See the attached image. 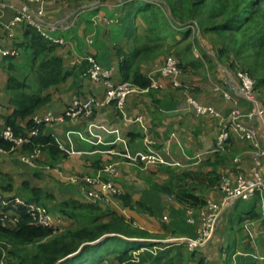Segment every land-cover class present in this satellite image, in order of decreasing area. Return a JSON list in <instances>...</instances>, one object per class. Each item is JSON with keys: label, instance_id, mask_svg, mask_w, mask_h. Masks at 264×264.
Returning <instances> with one entry per match:
<instances>
[{"label": "crops", "instance_id": "1", "mask_svg": "<svg viewBox=\"0 0 264 264\" xmlns=\"http://www.w3.org/2000/svg\"><path fill=\"white\" fill-rule=\"evenodd\" d=\"M14 1L22 3V0ZM100 1L103 7L90 11L87 17L78 20L75 28L65 35L66 44L55 48L53 55L62 58L67 76L65 82L50 88H42L38 83V63L35 62L25 29L22 26L9 30L2 28L4 23L11 20L12 12L8 11L3 18L0 17V31L5 36L7 47L19 50L17 57L0 56V127L5 126L6 118L14 110L7 89L10 77L24 82L26 92L30 95L50 96L51 101L43 111L55 114L63 113L77 99L90 96L103 99L106 96L107 86L104 82L92 81L81 74L83 67H87L86 55L96 57L103 66L117 67L114 80H124L120 72L122 54L127 55L136 50L139 42L145 38L147 25L141 16L128 23L129 8H124L116 1ZM67 4L63 7L46 5L49 20H69L73 12L69 11L70 3ZM182 33L172 34L165 44L173 52L189 45L194 47L193 52L182 57L181 82L193 86V93L201 104L214 106L219 112L228 115L233 104L216 90L215 85L219 84L239 99L244 112L248 111L250 105L239 95L235 74L217 57L214 43L207 39L210 35L201 37L198 33V44L202 49L199 53L192 41L194 34L185 40ZM136 38L139 40L135 41ZM152 60L153 56L150 55L138 56L135 64L138 70L157 82L159 88L148 94L129 96L124 113L112 104L97 110L89 120H68L45 127V134L53 136L67 156L53 160L43 153L42 160L47 164L62 166L65 172L62 176L95 174L105 163L119 164V174L113 180L120 196L129 198L132 206H125L118 197L109 204L97 206L106 212L95 213V216L104 218L114 214L134 220L139 226L129 227V231L122 228L117 232H109L110 236L118 240H114L110 248H97V257L88 264H119L120 253L140 245L151 246L152 243L171 238L195 237L198 224L187 222V212L193 211L196 216L209 198L220 201L219 183L223 176L242 174L250 177L253 174V146L234 134L225 152H215V138L219 131L217 122L212 118H199L188 109L183 90L174 88L168 79H163L159 75L163 63L156 64ZM207 66L214 68V80L212 77L208 79L210 74H206L204 69ZM260 97L264 100L263 89H260ZM138 118H141L140 121H137ZM147 134L155 141L154 148L160 161L145 168L132 167L129 163L145 150L144 137ZM260 137L264 146L263 130ZM32 169L20 161L18 153L2 154L0 195L7 199L16 196L27 200L32 198L29 187H38L34 185L37 182L35 177L41 173L39 169ZM261 173L264 177V158ZM52 176L57 179H54L56 186L62 187L60 178ZM46 179L50 180L47 176ZM78 187L63 186L61 191L64 200L61 201L76 200L91 204L81 186ZM38 189L44 190L41 186ZM43 199L46 198L43 196L42 203ZM60 204L53 210L45 206L54 216L62 219L63 225L70 228L74 220L61 214ZM8 214L13 216L14 213L10 211ZM83 219L80 217L78 220ZM107 219L105 223L112 228L113 217ZM102 239L104 237L100 241ZM2 255L7 264H23L20 263L23 250L10 256L4 251ZM205 257L209 264H264V194L257 193L248 201H240L228 212L206 251L191 253L183 247L168 248L157 256L145 253L142 264H201Z\"/></svg>", "mask_w": 264, "mask_h": 264}, {"label": "built area", "instance_id": "2", "mask_svg": "<svg viewBox=\"0 0 264 264\" xmlns=\"http://www.w3.org/2000/svg\"><path fill=\"white\" fill-rule=\"evenodd\" d=\"M128 1L126 0V2ZM68 2L69 0H22V3H18L14 0H0V17L3 18L8 11L13 13L11 20L8 23H4L2 28L9 30L16 26H28L39 32L49 42L56 45H64L66 44V38L63 33L72 31L84 13L99 8V4H102L101 1H98L99 4L96 2L80 6L66 22L62 20L50 21L45 6L67 4ZM123 4L124 2L119 0V5ZM18 55L19 51L17 49L6 46L5 36L0 31V56L17 57ZM85 60L89 65L85 76L95 82H104L107 86L106 96L103 99L95 96L77 99L61 114L49 111L35 115L33 122L37 127L26 136H16L10 128L5 129L0 135L14 145L10 150L0 147V156L6 153H18L23 164L37 169L41 165L40 151L21 153L19 150L30 142L31 137L38 136L40 126L64 123L68 120H89L95 115L97 110L112 104L124 113L125 104L129 96L133 94H148L151 90L159 88V84L155 81H152L147 88L138 87L127 81L117 82L114 80L118 72L117 67L103 66L92 55H86ZM180 65L181 61L178 58L172 55L168 56L159 74L163 79H168L176 89H184L180 79L182 74ZM235 80L239 95L250 105L248 112H244L240 108L239 99L230 91L224 90L219 84L215 85L216 90L223 94L225 100L233 104V108L228 115L219 112L214 106L201 104L189 93L185 94V96L187 95L186 105L197 117L212 118L217 122L219 131L215 138V152H225L234 134L242 141L253 146L255 155L252 176L247 177L242 174H237L234 177L223 176L219 188L221 193L220 201L209 198L206 201V205L198 211L196 216L193 211L187 212V222L191 225L198 224L195 237L171 238L164 242L152 243L151 246L143 245L132 250L131 259L122 264H140L142 254L150 253L157 256L159 252L173 247H183L191 253H202L209 247L228 212L233 210L240 201H248L257 193L264 194V177L261 173L264 146L259 129L253 125V123H257L264 132V104H261L255 80L249 73L240 70L237 72ZM140 119L138 118L137 121H140ZM144 146V152L132 160L129 163L130 166L145 168L160 161V157L154 148L155 141L151 135H145ZM118 173L119 165L110 162L100 166L95 174L74 175L70 180L72 183L81 186L92 204H109L120 196L113 180ZM0 204L4 206H25L33 217L35 224L43 228H52L56 233L62 227V220L54 216L43 204L28 203L19 196L10 199L0 198ZM8 217V215L0 212V220L3 222H7ZM0 264L6 263L1 261ZM201 264H209L208 258L205 257Z\"/></svg>", "mask_w": 264, "mask_h": 264}, {"label": "trees", "instance_id": "3", "mask_svg": "<svg viewBox=\"0 0 264 264\" xmlns=\"http://www.w3.org/2000/svg\"><path fill=\"white\" fill-rule=\"evenodd\" d=\"M122 1L124 2V8H129L126 21L131 23L135 21L137 16H141L147 28L145 38L139 42L136 50L127 55L122 54L123 60L121 62L120 72L124 78L123 81L131 82L141 88H147L151 85L152 80L137 69L135 59L138 56L151 55L154 50L157 49L156 42L161 39L164 31H166V36L163 37L162 44L167 43L172 34L181 33V31H183L182 36L187 40L193 32L187 30V27H179V29H176L173 27V24L166 22V19L163 18L161 20L160 15L162 14V10L156 8L152 0ZM166 3L172 8V12L175 16L177 11L176 8L182 9L183 13L185 9L190 15V21H194L204 27V29L201 30L202 33H200L199 30L200 36L214 35L215 38L222 39V37L231 34L236 37V42L233 44L235 48H237L235 50V56L227 57L228 46L223 42L222 45L220 42L215 43V53L235 76L240 70L249 73L255 80L256 89L260 97V89L264 90V74L262 78L257 80L253 77L249 69L239 67V65L240 58H242L246 51L245 48H255L256 53H254V56L258 58L264 56V0H173V2L171 0H166ZM172 3L175 6H172ZM202 5L205 6V11L209 15H212V17H224L225 20L223 23L219 26H212L211 29L207 28L210 26L204 24V20L201 18L200 14ZM97 9L98 8L94 10ZM163 23L165 28L162 27ZM22 27L26 31L27 38L30 39V45L34 51V59L35 62L38 63L36 74L39 85L42 88H50L65 82L67 73L64 70L63 60L53 55L55 48L61 45L49 42L33 28L28 26ZM138 40L137 38L135 39V41ZM192 41L194 42L195 48H198L197 37L193 36ZM199 48L202 52L201 47ZM192 49L194 50V47L189 45L181 50H177L173 54L171 53V55L181 61V69H183L182 57L186 56V54L191 51L193 52ZM88 68L89 65L87 63V67H83L81 71L82 76L86 77L85 75L87 74ZM7 89L10 91L9 100L14 110L11 115L6 118L5 126L0 127V134L5 129L10 128L16 136H26L37 127L33 122V117L49 112L43 111V109L51 101V98L50 96L28 94L26 92V84L15 77H10ZM260 101L261 104H264V100H262L261 97ZM45 127V125L40 126L38 136L31 137L30 142L25 144L19 151L21 153L40 151L41 160L43 153L49 155L53 160L66 157V152L60 147L56 139L53 136L45 134ZM13 145V143L7 141L0 135L1 148L10 150ZM29 188L32 198L27 200L22 197L28 203L40 204L43 196L45 198L50 197L49 195H45L41 189ZM0 198H4V196L0 195ZM119 198L125 206H132L129 198L126 196H119ZM191 198L193 200L195 199L194 196H191ZM206 203L202 206H205ZM140 206L139 204L138 207ZM45 207L47 208V206ZM59 208L61 214L68 216L74 221H79L78 219L80 217L85 218V225L80 226L76 231L72 228H67L65 232L56 236L54 229L43 228L35 224L33 217L29 214L25 206L10 205L4 207L0 204V212L9 216L7 222L0 220V262L5 261L2 252L6 251L8 256H10L16 255L19 251L23 250L24 255L21 256L22 259L20 262L23 264H88L97 257V248H110L111 245H113V241L118 240L113 237L104 238L100 241L107 233L108 228L102 225V227L97 228L98 231L94 232L90 223H87L88 220H93L94 217L90 213L99 209L97 205L82 204L76 200H70L62 202ZM10 211H13V216L8 214ZM83 211H89L90 213H83ZM78 212H82L83 214L80 215ZM115 229L121 230L122 228ZM51 237L53 238L50 239ZM92 242L96 243L91 245L90 243ZM33 245H37L34 248L36 254L31 255V252H28V247ZM143 245L133 248L130 251L126 250L120 253L118 256L119 264L130 260L132 250L140 248ZM9 246H14V248H9ZM80 248H82V250L73 256ZM144 255L145 253L141 256L140 264H142ZM5 263L7 264L6 261Z\"/></svg>", "mask_w": 264, "mask_h": 264}, {"label": "rangeland", "instance_id": "4", "mask_svg": "<svg viewBox=\"0 0 264 264\" xmlns=\"http://www.w3.org/2000/svg\"><path fill=\"white\" fill-rule=\"evenodd\" d=\"M95 1L98 2L100 0H69V3L71 5V10H69V11L70 12H74L75 10L78 9V7L83 6V5H89V4L96 3ZM113 1H116V3L119 4V0H113ZM171 1L173 2V0H171ZM152 3L155 4V7L156 8L162 10L161 11L162 14L160 15V19L161 20L163 18L166 19V22H170L171 24H173L174 25L173 26L174 28L179 29V27H187V30L193 32V34H194L195 37H198L199 36V34H198L199 33V30H200V33H202L201 30H203L204 27H202L200 24H198V23H196L194 21H190V15H189V13H187V11L185 9L183 10L184 11V13H183L182 12V9L176 8L177 11L175 13L176 14V16H175L173 14V12H172V8L167 5L166 0H152ZM68 4H67V6H68ZM98 4H99V2H98ZM64 5L65 4H61L62 7ZM103 5L104 4L102 2V4H99V7H101V6L103 7ZM172 6H175V5L172 3ZM92 11H94V10H92ZM89 14H90L89 11L86 12V13H84L80 17V19L82 18L81 20H83V18L87 17ZM200 14H201V18L204 20V24L209 25L210 27H207L206 25H204V26H206L207 28H210V29L212 28V26L213 27L219 26L225 20L224 17H214V16L212 17V15H209L205 11V6L204 5H202V8L200 10ZM162 27L165 28L164 23L162 24ZM66 34H67V32H64L63 33L64 36ZM164 36H166V31L163 32V34L161 36V39L157 40V42H156L157 49H155L154 52L150 55V56H153V60L152 61L155 62L156 64L163 63V65H164L166 58L168 56H171V53L172 54L175 53V52L172 51L173 49L168 48L165 45L166 43L165 44H162L161 43ZM211 36H207V39L209 41L213 42L214 45H215V43H218V42H220L221 45H222V42H223V43H225L226 46H228V54H227V57H229V56H235V54H236L235 50L237 48H235V46L233 44H235V42H236V40H235L236 37H234L231 34H228V36L222 37V39L215 38L214 35H211ZM201 37H203V36H201ZM197 45H198L197 50H198L199 53H201L200 52V48H199V44H197ZM152 47H153V45H152ZM245 49H246V51H245L244 55L242 56V58H240V65H239V67H244L246 69H249V71L251 72V74L253 75V77L258 80L259 78H262L263 77V74H264V56H262L261 58H258L256 56H254V53H256L255 48H245ZM163 57L165 59L164 60H161V58H163ZM163 65L161 66L160 70L162 69ZM204 69H205L206 74L207 73L210 74V77L208 79H210L212 77V80H214V78H213L214 77V74H213V69L214 68H210V67L207 66ZM160 70H159V74H160ZM183 86H184V89H182V90H183L184 95L186 93H189L191 96H193V98L195 100H197V98L195 97V95L193 93V89H192L193 86L184 85V84H183ZM186 98H187V95L185 96V102H186ZM248 111H245V112H248ZM254 126H256L259 129V133H261L260 126L258 124L257 125H254ZM18 156H19V154H18ZM113 163H115V162H113ZM37 169H39L41 171V173H40V175H38V176L35 177V180H37V182H35L34 185L36 187L37 186L38 187L39 186L43 187L44 188V190L42 189L43 193L45 195H49L50 196L49 197V200L47 198H46V200L43 199V203L44 204L46 203L45 205H48L51 210H53L56 205H59L60 202H62L61 200H64L63 199V195L64 194L61 191V189L63 188V186H66V187L67 186L68 187L71 186V187H74V188H75V186L78 187L77 184H74V183L71 182L70 178L72 176H74V175H88V174L82 173V174H72V176H68V175L67 176H62V174L65 173V172L62 171V169H63L62 166H59L58 164H54V163L47 164V163L43 162L42 160H41L40 167L37 168ZM32 170H34V169H32ZM89 174H91V173H89ZM45 175L50 179L49 181H47V179L45 180V177H46ZM52 175H55V176H57V177L60 178V182H61L62 187L59 188V186H56L55 181L57 179L55 177H53ZM54 179H56V180H54ZM116 187H117V185H116ZM119 194H120V191H119ZM116 199H118V197ZM97 206H99V205H97ZM84 212L85 213H90L89 211H83V213ZM103 212H106V211H103L101 209H97L93 213H90V214L92 216H95V213L104 214ZM111 217H113V226H112V228L109 229V227H110L109 224H106L105 222L108 221L107 218H111ZM57 218H59L60 220H62L60 217H57ZM187 218H188V214H187ZM87 223H90V226L92 227V229L94 230V232L98 231L97 228L102 227V225H105V227L108 228V231L106 233V236H104V238L114 237L116 239H118V238L115 237V236H110V234H108L109 232H117V231H120V230H116L115 228H118V229L123 228V230L129 231L130 230L129 227H131V228L139 227L138 226V223L135 222L134 220H130L129 218L128 219L127 218L125 219L122 216L119 217V216H116L114 214H112L111 216H105L104 218H101L99 216L98 218L97 217L96 218H93V220H90V221L88 220ZM61 224H62V227L60 228L59 231H57L56 236H58L59 234L65 232V229H67L69 227V226H65V224L63 225V223H61ZM82 225H85V219L79 220V221H72L71 224H70V228H72V229H74L76 231ZM52 238L53 237H51L50 239H52ZM94 243H96V242H92L91 245H94ZM36 246L37 245H33V246L28 247V250H30L29 252H31V255L36 254V251L34 250V248ZM122 246H124V245L122 244ZM9 248H14V246H9Z\"/></svg>", "mask_w": 264, "mask_h": 264}]
</instances>
